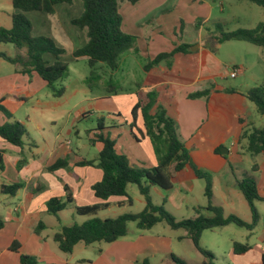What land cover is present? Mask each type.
<instances>
[{
	"label": "crops",
	"instance_id": "1",
	"mask_svg": "<svg viewBox=\"0 0 264 264\" xmlns=\"http://www.w3.org/2000/svg\"><path fill=\"white\" fill-rule=\"evenodd\" d=\"M144 1L141 0L138 3L142 4ZM222 1H220L219 14L224 11ZM236 2L238 5L230 3L233 16L236 15L237 6L251 8L248 5V0H236ZM5 3L12 6L11 0H5ZM201 7L192 9V13L195 18L202 17L203 22L207 23L212 19L213 10L205 5ZM66 8L68 7H62V10L66 11ZM13 12V7L11 11L8 9L4 11L0 8V14L7 15L6 17L11 21L7 29L11 27ZM56 13L54 8V14ZM198 26L201 39V34L207 27L202 24H198ZM214 26L215 28L222 27L220 23L216 22ZM63 30L56 31L61 44L58 43L64 52L72 56L74 51L80 49L87 42V39L79 37L86 35V31ZM155 30L125 33L136 37L137 54L146 61H152L159 54L170 53L182 45H187L185 43L175 44L173 38L168 39L162 31ZM42 33L47 32L43 31ZM52 39L55 42L56 38ZM78 41L81 43L76 44ZM213 41V46L207 47V49L202 45H197L195 49L191 50L188 48V52L175 53L172 58L160 61L148 70L144 68L147 62L139 63L138 66L145 79L144 83H141L143 86L140 83H135L136 92L121 95L116 93L94 95L93 88L109 91L106 88L109 82H105L103 77L99 78L92 89L89 87L70 89L66 86L68 83H62L64 78L57 83L58 88H64V93L61 97L55 98L46 83L35 72L22 73L19 67L0 58V106L12 116L10 121L22 123L27 131V135L23 138L22 155L19 154V149L0 138V220L3 221V227L0 229V264H20L21 255L36 257L38 264H143L144 261L153 264L150 259L158 258L161 263H165L166 260L170 261L171 255L186 264H190L188 260L197 261V264L203 263L205 259L187 238L186 232L172 230L165 223L164 226H160L163 222L152 227L155 229L141 230L132 237L127 235L113 243H104V246L96 249L95 252L87 249L92 244L85 246L78 243L70 254L63 253L53 240V235L65 226L59 223L61 214L65 211L75 213L76 206L96 203L91 187L102 178V171L95 166L102 144L90 143L89 138L94 133L103 134L104 137L107 136L114 140L117 152L124 154L133 167L152 168L156 165L153 147L145 134L140 113L137 112L134 122L131 116L132 108L140 95L151 91L158 94L159 103L166 115L176 123L180 140L189 152L192 166L205 173H211V203L222 208L224 217L235 215L247 223L251 222L250 207L235 187V181L243 179L238 173H243L244 167L246 171L250 172L252 167L256 166L255 181L259 195L264 197V155L254 156L245 152L243 150L246 144L245 139L239 143L243 131L249 130L252 125L248 109H253L248 105L244 93L257 86L251 88L228 87V91H226L225 87L215 83V78L221 75L224 68L227 70L230 66L237 67L240 72L235 78H242L246 70H250V67L235 59L224 61L219 56L218 51L226 46L225 44L233 41L222 44L217 43L216 40ZM2 46L0 45V50ZM196 50L205 51V55H202L198 63L197 73L191 79L181 78L182 73L185 75L190 71L187 54ZM19 53H22L21 56L25 55L23 50H19ZM45 59L50 62L52 60L47 57ZM74 59H86L87 61L85 57ZM62 60L65 61V57ZM67 64L69 67L68 62ZM212 66L213 74L206 72V70H210L207 67ZM97 68L105 72L100 64ZM118 70L119 64L116 71ZM173 70L175 71L173 72ZM114 72L108 74L112 75ZM175 72L176 78L172 76ZM227 76H224L223 79H227ZM86 78L83 79L84 84ZM205 90L209 91L206 98L189 99V95ZM83 103L87 104L79 106ZM62 119L65 122L63 128L58 122ZM240 120H242V124L239 122ZM7 121L9 120L0 111V125ZM79 121H91L89 127L85 128L84 126V131L88 146L96 149L94 154L90 155L85 152L86 145L73 144L70 138L71 132L76 136L79 135L76 127ZM99 126L102 127V130H97ZM222 147L226 149L223 150ZM220 150H223L224 153H221ZM59 160H65L66 165L49 170ZM20 161L22 164L18 167ZM86 161H92L94 164L92 166L82 165ZM247 162H249L248 167ZM197 180L199 181V178L196 177L193 168L187 165L173 175L169 189L148 187L149 196L150 192L156 196L155 201L150 196L151 202L154 205L164 204L165 209L177 220L195 218L194 209L206 206H202L200 202L201 198L206 200L204 196L205 182L203 180V184H201ZM15 183L22 184V188L13 196L1 193L2 186ZM129 186L136 187L139 194L137 200L145 206L144 197L139 193L138 187L136 185ZM67 197L70 198L71 203L67 204L62 211L56 215L45 213L49 200L57 199L65 202ZM133 201L134 199H132L131 205H133ZM119 202L121 201L111 200L106 209L108 210L113 205L119 206ZM126 205L131 206L122 204L121 207L124 208ZM190 212H193L194 217H191ZM122 214L120 212L110 218ZM262 216L259 215L257 226L250 232L247 230L245 233L229 231L230 236L223 242L225 248L219 244L215 251L208 250L210 248L207 244L201 245V247L211 252L214 259H221L222 264H261V257L264 255V222L262 219L260 220ZM39 222H42L45 227L40 234H36L35 229ZM231 225L211 230V232L231 230ZM179 231L183 233H179ZM206 232L201 234L200 241ZM14 242L19 244L16 251L11 250ZM234 243L247 244L250 249L235 255L233 253ZM80 250H84V253H81ZM195 255L201 256L202 259H196Z\"/></svg>",
	"mask_w": 264,
	"mask_h": 264
},
{
	"label": "trees",
	"instance_id": "2",
	"mask_svg": "<svg viewBox=\"0 0 264 264\" xmlns=\"http://www.w3.org/2000/svg\"><path fill=\"white\" fill-rule=\"evenodd\" d=\"M76 0H11L13 7L12 24L10 28H0V45L10 44L16 49H25V55L10 57L0 51V58L20 68L22 73L35 72L47 85L53 97L59 98L64 93L63 87H57V83L63 80L68 72L67 62L62 60L64 50L56 47L53 40L48 37L32 36V26L25 17L26 13L40 12L47 15L54 14L57 5H71ZM123 0H82V15L70 21V24L78 30H86L87 42L78 50L72 53L74 58H87L89 75L85 80L91 89V80H99L98 65L106 66L109 72L118 68V59L121 54L128 50H136V37L122 32V17L119 13V4ZM131 5L141 0H125ZM262 10L263 19L253 29H236L231 32H223L222 27L217 26L220 31L216 37L219 44L235 41L244 42L264 48V0H248ZM189 46L182 45L170 53L157 55L152 61H147L145 69H151L160 61L170 59L175 53L188 52ZM45 57H49L48 61ZM115 93V91H114ZM208 90L193 93L189 99L206 98ZM245 98L254 104L257 112L264 116V88L256 87L244 93ZM0 111L7 121L0 125V138L22 151L23 138L27 135L24 125L18 121H10L12 116L0 106ZM137 112L143 119V126L146 136L149 138L156 158V165L152 168H136L129 164L124 154L118 153L116 143L103 134L94 133L89 138L90 143H101L102 149L96 159V167L102 171V178L91 187V192L96 200L93 205L76 206L75 213L80 216L94 214L106 209L111 200H119L122 204H132V199L127 193L129 185H136L139 193L144 197V209L136 214H122L114 218L99 219L92 218L82 224H71L61 227L54 235L53 240L57 243L61 252L70 254L75 245L82 243L85 246L94 243H113L126 236L127 226L135 222L140 230H148L158 223H165L172 230H184L187 238L191 240L195 249L205 259L202 264H213L214 255L200 246V237L204 231L223 228L227 225H234L238 228L252 231L259 222V214L254 206L255 202H264L258 192L257 183L252 177H246L235 181V187L240 191L247 201L252 220L247 223L235 215L224 217L221 207L214 206L212 199V182L209 174L195 168L191 164L190 155L180 140L176 123L166 115V112L159 103L158 94L155 91L142 93L131 111L133 122L136 120ZM241 124L242 120L239 121ZM97 130H102L98 127ZM136 138V137H135ZM246 141L243 150L251 155H264V127L256 128L251 126L243 131L241 140ZM33 145V144H32ZM34 146V145H33ZM218 152V150H217ZM22 164L19 162L18 167ZM92 161L83 162L82 165H93ZM65 160H59L49 170L64 167ZM191 166L197 178L204 180V196L207 201L205 207L194 209L195 218L177 220L164 207V204L154 205L151 202L148 187L157 186L163 190L171 187L172 177L181 171L185 166ZM256 170V166L252 167ZM22 188V184L15 183L9 186H2L1 193L13 196ZM61 202L51 199L46 204L45 213L56 215L62 211L67 204L71 203L69 197ZM3 221L0 220V229ZM44 224L39 222L35 233L40 234ZM19 244L14 242L11 250H18ZM250 247L247 244L234 243L233 253L235 255L247 252ZM20 264H38L37 258L31 255H21ZM143 264H149L144 261ZM165 264H186L184 261L171 255L170 261ZM261 264H264V255L261 257Z\"/></svg>",
	"mask_w": 264,
	"mask_h": 264
},
{
	"label": "rangeland",
	"instance_id": "3",
	"mask_svg": "<svg viewBox=\"0 0 264 264\" xmlns=\"http://www.w3.org/2000/svg\"><path fill=\"white\" fill-rule=\"evenodd\" d=\"M221 0H145L142 4H136L131 5L127 3L125 0H123L119 4V13L122 17V25L121 30L124 33H130L129 31H162L163 34L166 35V37L169 39L170 37L173 38V42L175 44H182L185 43L189 46V50L195 49L197 45H202L204 48L207 49V47L213 46L214 41L217 36H219L220 31L216 30L214 23H220L223 32H231L236 29H253L258 22L262 20V10L256 6L255 4H252L248 2L249 6H251L250 9H247L243 6H237L235 11L236 15H231L232 12V6L230 3H238L236 0H223V13L219 14L218 10L221 7L220 6ZM205 3V4H204ZM235 4V5H236ZM207 6L212 8L213 15L212 19L204 23L202 17L195 18V16L192 13V9L200 8L201 6ZM238 5V4H237ZM62 7H68L67 10H62ZM0 8H2L4 11H11L12 6L9 4L7 5L5 3V0H0ZM204 8V7H201ZM56 14L53 15H47L40 12H30L26 13L25 17L29 20L32 26V36L34 37H53L56 38L54 44L56 47L61 48L59 45L60 41L58 40L56 31H61V29H64L63 31H80L74 26L70 24V21L73 19L79 18L83 13V2L82 0H76L74 1L71 6L67 4H61L57 5L55 7ZM68 14V15H67ZM5 14H0V28H7L10 26V19L6 17ZM147 20V22H146ZM192 20V21H191ZM198 24H202L205 27H207L206 30L202 32V36L200 39L199 31H198ZM160 26V27H159ZM159 27V29H157ZM43 31H46L47 33H42ZM51 31V32H49ZM82 31H86L85 29ZM51 34V35H50ZM135 34V33H133ZM85 35V34H84ZM79 36L80 39L86 40V35ZM59 42V43H58ZM201 42V43H200ZM81 43L78 41L76 44ZM61 44V43H60ZM226 46H223L221 50L218 51L219 56L224 61L233 60L246 63L250 70H246L245 75L242 78H230V73L237 69V67H228L227 70L225 68L221 71V75L217 76L215 78V83L225 87L226 89L228 87H237V88H251V87H261L264 88V49L258 48L256 46H253L248 43L244 42H230L229 44H225ZM81 47V45H79ZM23 52L25 49H22ZM1 52L8 54L12 57H15L16 55H22V53H19V50L16 49L13 45L10 44H4L0 50ZM202 55H205V51L203 50H196L192 51L190 54H187V63L189 65L190 71L187 72L185 75L183 73L181 74V78L184 79H191L196 73L198 69V63L201 60ZM65 57V61L69 63L67 76L65 77V80H63L62 83H68L66 86H68L70 89H74L76 87H79L80 89L82 87L88 88L87 84L83 83L84 77H88L89 74V67L87 64L86 59H79L75 60L73 56H70L67 52L62 56ZM50 59L49 57H47ZM164 61V60H163ZM177 61V60H176ZM146 59L142 58L138 54H134V51L128 50L121 54L118 59L119 64V70L114 72L112 75H109L110 73L106 66L100 64L102 66V69H105V72L101 71V69L97 70L98 74L100 75V78H104L105 82H109V84L106 86L107 90H97L93 88L97 81L96 79L91 80V89L94 91V95H107L111 93L116 94H126V93H134L137 91V86L135 83H144V74L140 70L138 64H144ZM212 67H207V69H210L209 71L206 70V72L213 74ZM175 70H173L174 72ZM101 74H100V73ZM227 76V79H223L224 76ZM174 78H176V72L172 74ZM146 84V83H145ZM122 86V88H121ZM143 86V84H141ZM228 91V89L226 90ZM107 93V94H106ZM80 98V97H79ZM248 101V100H247ZM248 105L253 109H248L250 112V120L252 121L253 127L256 128H263L264 127V116L257 113L255 106L251 102H247ZM87 103L80 104L79 106L85 105ZM24 121V119H22ZM66 120V119H65ZM60 126L63 128L65 127L64 119L58 121ZM91 121H79L76 124V127L78 129L79 135L76 136L71 132L70 138L73 142V144L79 143L80 145H86V151L87 153L94 154L96 152V149L88 146L87 143V136L84 131L85 128L89 127ZM95 123V122H94ZM93 123V124H94ZM48 128V127H47ZM121 128V127H116ZM81 147V146H80ZM83 148V147H81ZM221 149L225 150L226 148L222 147ZM221 151V150H220ZM19 154H23V150L19 151ZM81 154V153H79ZM25 156V153H24ZM249 162H247L248 167ZM248 171L245 170L243 173H238L242 178L246 177H252L253 179H256L254 175V171ZM208 174V173H207ZM211 173H209L210 175ZM210 177H212L210 175ZM199 179L198 183L203 184V180ZM212 182V181H211ZM157 189H159L157 186H155ZM128 194L133 201V205L122 208L121 206L113 205L108 210H100L94 214L86 215V216H80L77 215L74 212L65 211L61 216L59 217V223L61 225H71V224H80L82 222H85L92 218H99V219H105L110 218L118 213H139L142 211L144 204L138 202V193L135 186H129L128 187ZM150 196L152 197V200H156V196L154 193L150 192ZM142 199V198H141ZM202 206L206 205V200L201 198ZM198 208V207H197ZM256 210H258V214L261 216L263 215L260 220L262 219V222H264V203H256L255 204ZM191 217H194L193 212H190ZM164 223H161L160 226H164ZM157 227V226H156ZM231 230H223V232H211L207 231L205 233V236L200 241V246H205L206 244L210 249L208 250H217L216 246L219 244L222 248H225V244H223L224 240H226L230 236L229 231H236L245 233V230L240 229L236 226L231 225ZM152 229H155L152 228ZM141 230L136 227L135 222H130L127 226V234L128 237H132L133 235H136ZM146 231V230H144ZM221 231V230H220ZM179 233H183L182 231H179ZM215 241V242H214ZM104 246V243H95L92 244L91 247L87 249H91L93 252L96 251V249H99ZM81 249V248H80ZM81 253H84V250H80ZM196 259L200 260L202 259L201 256L195 255ZM150 261L153 264H165L161 263V261L158 258L150 259ZM190 264H197V261L188 260ZM223 262L221 259H213V264H222ZM227 264V263H225Z\"/></svg>",
	"mask_w": 264,
	"mask_h": 264
},
{
	"label": "built area",
	"instance_id": "4",
	"mask_svg": "<svg viewBox=\"0 0 264 264\" xmlns=\"http://www.w3.org/2000/svg\"><path fill=\"white\" fill-rule=\"evenodd\" d=\"M240 72L239 69H234L231 73H230V78H235L238 73Z\"/></svg>",
	"mask_w": 264,
	"mask_h": 264
},
{
	"label": "water",
	"instance_id": "5",
	"mask_svg": "<svg viewBox=\"0 0 264 264\" xmlns=\"http://www.w3.org/2000/svg\"><path fill=\"white\" fill-rule=\"evenodd\" d=\"M221 153H224L223 150L221 151Z\"/></svg>",
	"mask_w": 264,
	"mask_h": 264
}]
</instances>
